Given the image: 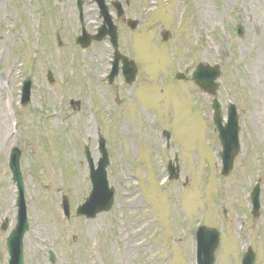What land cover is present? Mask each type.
Returning <instances> with one entry per match:
<instances>
[{"label": "rangeland", "instance_id": "obj_1", "mask_svg": "<svg viewBox=\"0 0 264 264\" xmlns=\"http://www.w3.org/2000/svg\"><path fill=\"white\" fill-rule=\"evenodd\" d=\"M76 1L0 0V264L16 222L7 164L15 147L28 221L24 264H195L200 219L221 232L214 264H240L248 246L254 264H264V0H118L119 18L114 0H105L119 51L137 65L130 85L121 72L106 79L108 38L86 48L74 42L82 27L94 34L102 22L94 0H81V12ZM124 17L138 21L134 30ZM204 63L221 71L224 115L228 103L238 112L240 151L225 176L211 98L191 81ZM25 77L32 85L23 106ZM100 135L114 202L85 218L74 212L91 189L83 149L89 145L96 165ZM174 156L179 175L168 180ZM255 183L257 216L249 201Z\"/></svg>", "mask_w": 264, "mask_h": 264}, {"label": "water", "instance_id": "obj_2", "mask_svg": "<svg viewBox=\"0 0 264 264\" xmlns=\"http://www.w3.org/2000/svg\"><path fill=\"white\" fill-rule=\"evenodd\" d=\"M100 8L101 16L103 17V24L98 29L97 34L88 35L83 31V34L77 38V42L81 47H86L92 39L102 40L106 35L110 37V41L114 47V61L113 68L109 75L110 81L118 73V61L122 60V72L125 76L127 83H131L136 75V65L132 61H127L125 57L120 55L117 51V32L116 26L112 24L111 16L108 14V9L104 0H96ZM81 4L80 1L77 5ZM115 7L117 8V13H122L120 8V3L115 2ZM80 6V5H79ZM130 27L133 29L136 26V21H129ZM238 34H241V29L238 30ZM166 32H163L162 38L166 39ZM219 76V69L217 66L210 67L206 64L199 65L195 71H193L192 78L202 90L208 92L213 96L212 99V108L214 110V123L218 129V136L220 138V143L222 145V159H223V174L227 173L232 167V161L234 156L239 151V142L238 141V130L237 125V114L234 108V105L230 104L228 107V121L222 125V112L220 105L216 98V89L217 84L213 81ZM30 80L26 78L23 87H22V105L29 103L30 97ZM99 151L101 153V158L98 161L97 167L94 168L89 153L87 151L86 156L90 169V180L92 183V189L90 194L85 202L77 208V214H84L87 217H94L98 212L108 211L111 207L114 199V189L108 186V181L106 178V166L108 165L107 151L105 149V141L100 137L99 139ZM19 149L15 148L10 152V161L9 168L11 170L12 179L15 181L18 189V197L16 204L18 207L17 211V223L14 229L9 234L6 244L8 247L9 261L8 264H23L22 256V239L23 234L27 229V220H26V210L25 204L23 201V191L21 173L19 170ZM170 173L173 174L178 170V167L169 166ZM175 170V171H174ZM176 176V173H175ZM251 199L253 203V212L255 213L258 209V187L253 189L251 192ZM65 212L67 213V205L64 203ZM6 225V222L3 226ZM218 244V232L214 229L200 227L197 232V263L198 264H212L214 260V251ZM252 251L249 249L245 254L242 264H253V255ZM53 259V255L50 257Z\"/></svg>", "mask_w": 264, "mask_h": 264}, {"label": "bare ground", "instance_id": "obj_3", "mask_svg": "<svg viewBox=\"0 0 264 264\" xmlns=\"http://www.w3.org/2000/svg\"><path fill=\"white\" fill-rule=\"evenodd\" d=\"M130 248H133V246H131ZM126 249H128V248H127V247H125V248H123V249L121 248V250H122L124 253L127 251ZM129 250H130V249H129ZM122 251H121V252H122Z\"/></svg>", "mask_w": 264, "mask_h": 264}]
</instances>
